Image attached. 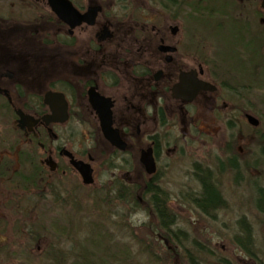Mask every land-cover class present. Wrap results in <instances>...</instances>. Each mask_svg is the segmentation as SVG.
<instances>
[{
  "label": "flooded vegetation",
  "instance_id": "1",
  "mask_svg": "<svg viewBox=\"0 0 264 264\" xmlns=\"http://www.w3.org/2000/svg\"><path fill=\"white\" fill-rule=\"evenodd\" d=\"M67 1L71 6L56 11L50 0H0V242H44L45 221L71 199L66 179L95 184L97 158L76 149L73 121L102 137L110 182L130 192L151 198L150 189L161 188L163 153L179 150L170 134H197L203 146L212 138L215 167L199 163L195 173L211 170L221 190V165L237 172L244 166L262 178L252 189L259 203L263 0H234L243 6L239 13L229 12L232 0H220L229 9L210 15L208 0ZM180 83L182 95H175ZM102 115H111L125 149L104 136ZM145 153L154 158V174ZM73 158L90 164L92 185L83 183Z\"/></svg>",
  "mask_w": 264,
  "mask_h": 264
},
{
  "label": "rangeland",
  "instance_id": "2",
  "mask_svg": "<svg viewBox=\"0 0 264 264\" xmlns=\"http://www.w3.org/2000/svg\"><path fill=\"white\" fill-rule=\"evenodd\" d=\"M231 2L230 13L240 6L243 9L234 0ZM219 3L205 1L204 15L218 14L219 8L229 9ZM210 34L206 32L207 37ZM72 123L76 149H89L97 158L95 184L84 186L77 175L66 179L71 199L62 200L59 220L50 215L49 223L45 221L44 242H0V264H85L87 259L88 263L97 260L103 264L96 255L108 262L121 260L122 264H264V211L258 209L252 191L255 184L263 182L260 174L256 176L244 166L237 172L223 163L216 182L226 206L211 216L199 211L190 199L200 190L195 165L215 167L212 138H207L203 146L197 134L187 138L180 133L170 134L179 150L163 153L158 183L167 193L175 215L173 230L181 232L163 242L149 195L140 196L141 191L133 193L121 182H110L112 174L105 166L102 137L98 133L86 135L76 121ZM158 129L162 137L168 136ZM242 219L250 225L254 238L253 245L246 243V247L235 241ZM122 252L132 253L127 254L130 257L125 262Z\"/></svg>",
  "mask_w": 264,
  "mask_h": 264
},
{
  "label": "trees",
  "instance_id": "3",
  "mask_svg": "<svg viewBox=\"0 0 264 264\" xmlns=\"http://www.w3.org/2000/svg\"><path fill=\"white\" fill-rule=\"evenodd\" d=\"M196 173L195 176L199 180L201 184V190L198 195H196L192 201L195 203V205L198 208H202V210L207 214V215H212V213H209L208 209L209 208H222L226 206V201L224 200L221 190L217 187L215 184L212 176V172L209 169H206L204 171L199 170L196 168ZM150 192L152 194L150 198V206L153 211H155V214L158 218L159 222V229L163 232V237L162 241L163 242H168L167 239H173L176 238L181 230L178 232H175L173 230V226L176 224L175 220V215L174 212L170 210V207L168 205V196L167 193L162 189V188H156L150 189ZM264 199V195L260 196L258 198L259 205ZM242 224L241 226V232L238 231L236 233L235 240L236 242H240V244L244 245L246 247V243H250L252 241V232L250 225L244 220H240ZM171 234H173V237H171ZM123 253V252H122ZM105 256L108 258L111 257L108 252L103 253ZM127 254H132V253H123L125 255L124 257V262L129 258L130 256ZM96 258L98 259L99 262L103 264H122L121 260L118 262H108L106 259H99V257L96 255ZM90 259H87L85 262H89ZM96 261V262H95ZM92 261V263L88 264H100L97 263V260ZM94 262V263H93ZM85 263V264H87Z\"/></svg>",
  "mask_w": 264,
  "mask_h": 264
},
{
  "label": "water",
  "instance_id": "4",
  "mask_svg": "<svg viewBox=\"0 0 264 264\" xmlns=\"http://www.w3.org/2000/svg\"><path fill=\"white\" fill-rule=\"evenodd\" d=\"M50 1H51V4H52L53 8L56 11L59 9V6H60L61 9L63 7H65V6H68V5L71 6V4L67 0H50ZM263 7H264V1H263ZM59 14H60V12H59ZM64 14L65 13H62V16ZM60 16H61V14H60ZM181 91H182V83H180L175 88V90H174L175 95H182ZM191 93H192L191 97L193 98V96L195 95V92H191ZM65 120H66V118L63 121H65ZM54 121H56V120H54ZM250 121L252 123H254L255 126L258 125V121L256 119L250 117ZM100 123H101L102 130L104 132V136L107 139H109V141L113 145H115L116 147L121 148V149H125L126 148V144L121 140V138H120V136L118 134V131H116V130H114L112 128L111 115H108V116L102 115L100 117ZM142 161H143L144 165L146 166L148 173H150V174L155 173L156 164H155L154 158L152 157L151 153L143 154ZM71 162H72L73 166L76 168V170L82 176L84 184L90 185V184L94 183L93 170H92L90 164H87V163H85L83 161L75 160L74 158L72 159Z\"/></svg>",
  "mask_w": 264,
  "mask_h": 264
}]
</instances>
